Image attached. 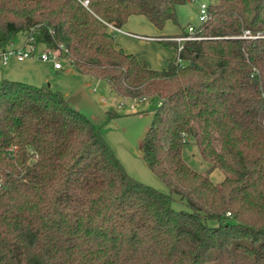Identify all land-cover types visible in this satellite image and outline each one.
Here are the masks:
<instances>
[{"label":"trees","instance_id":"trees-1","mask_svg":"<svg viewBox=\"0 0 264 264\" xmlns=\"http://www.w3.org/2000/svg\"><path fill=\"white\" fill-rule=\"evenodd\" d=\"M89 1L0 0V49L32 33L120 96L150 98L144 158L190 210L132 177L62 91L3 78L0 264H264V0L211 2L205 38L162 69L119 47L108 23L142 14L163 28L189 0ZM189 138L207 172L184 159Z\"/></svg>","mask_w":264,"mask_h":264},{"label":"rangeland","instance_id":"rangeland-1","mask_svg":"<svg viewBox=\"0 0 264 264\" xmlns=\"http://www.w3.org/2000/svg\"><path fill=\"white\" fill-rule=\"evenodd\" d=\"M214 1L194 0L178 6L177 21L168 20L163 28L156 26L142 14L133 15L130 20L133 24L123 25L121 28L124 30L123 33L129 35L128 37L145 42L148 40L134 38L131 35L139 34L145 37L175 35L187 31L191 26L199 27L202 24L199 17L201 3L210 4ZM24 40L25 33H18L14 38L16 44ZM163 45L174 51L171 61L177 59L176 45L172 43ZM44 48L45 45L39 43L33 58L24 61L12 58L8 65L0 66V81L9 78L35 85L48 84L62 91L74 108L92 118L100 126L105 140L132 177L162 192L173 194L175 209L190 210L187 201L180 200L178 194L172 193L169 186L151 169L143 156V140L153 120V112L149 110L153 104L150 98L143 102L122 97L106 80L80 73L68 66L64 60H61L64 64L63 68L57 70L52 62L43 61L38 57ZM183 157L198 172H207L211 167V162L203 157L194 138H189L184 145ZM210 177L215 183H220L225 179V173L220 168H216L210 173ZM208 222L210 225H217V221L213 219Z\"/></svg>","mask_w":264,"mask_h":264},{"label":"built area","instance_id":"built-area-1","mask_svg":"<svg viewBox=\"0 0 264 264\" xmlns=\"http://www.w3.org/2000/svg\"><path fill=\"white\" fill-rule=\"evenodd\" d=\"M80 1L82 2L83 5L89 7V3H90L89 0H80ZM189 1H194V0H189ZM209 5L210 4H207L206 2L201 3L199 9V13H200L199 17L202 23L210 18ZM108 25L113 33L124 32V30L121 27L116 26L113 23H108ZM198 31L199 30L197 29V27L191 26L187 31H184L177 36L169 37L168 40H174L178 43V47H177L178 63L183 62V59L180 56V52L183 50L186 41L200 40L202 38H205L204 36L199 34ZM241 37L253 38L255 36L251 35L250 30H245V33ZM39 43L41 42H38L36 36L33 35L32 33L26 34L25 40L20 44H16L14 40L10 41L6 47L0 49V66L8 65L12 58H16L19 61H24L25 59L33 58L37 53ZM60 47H63V45H60L57 48H50L45 45V48L40 51L38 57L43 61L52 62L56 69L62 68L63 64L61 63Z\"/></svg>","mask_w":264,"mask_h":264},{"label":"crops","instance_id":"crops-1","mask_svg":"<svg viewBox=\"0 0 264 264\" xmlns=\"http://www.w3.org/2000/svg\"><path fill=\"white\" fill-rule=\"evenodd\" d=\"M177 13H178V9H177ZM132 16L133 15L129 17L127 23L124 25L130 26L133 24L132 21H130ZM181 33H178L175 35L167 34V35H153V36H146V37L143 35L132 33L133 34L131 35L132 37L148 40L147 42L142 41V40L140 41L137 39H132L128 37L129 35L127 36L126 33H123V32L114 33V35H115V40H116L117 45L121 47L122 49H124L126 52L135 54L141 61L145 62L151 68L162 69L168 66V64L172 62L171 60L174 57V51L172 49H169L166 45H163V44L164 43L169 44V42H166V41H173V40H168L169 37H174ZM25 37H26V34H25ZM156 37L158 39H156ZM150 40H157V41H150ZM150 42H156V43H150ZM177 54H178V51H177ZM177 54H176V57H177ZM14 59L17 60L16 58ZM62 68H59L57 70H60ZM37 74H40V73H37Z\"/></svg>","mask_w":264,"mask_h":264},{"label":"water","instance_id":"water-1","mask_svg":"<svg viewBox=\"0 0 264 264\" xmlns=\"http://www.w3.org/2000/svg\"><path fill=\"white\" fill-rule=\"evenodd\" d=\"M143 156H144V152H143Z\"/></svg>","mask_w":264,"mask_h":264}]
</instances>
